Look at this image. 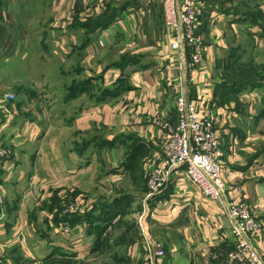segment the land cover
<instances>
[{
    "label": "crops",
    "instance_id": "crops-1",
    "mask_svg": "<svg viewBox=\"0 0 264 264\" xmlns=\"http://www.w3.org/2000/svg\"><path fill=\"white\" fill-rule=\"evenodd\" d=\"M232 1L234 5H247V11L228 12L219 7L222 1L217 4L215 0H204L200 29L206 67L197 69L186 59L189 51L171 49L173 37L163 23L161 0H48L55 15L61 13L56 17L60 22L55 21L58 32L49 40L55 47L53 58L61 68L70 61L79 75L74 72L72 77L36 79L45 85L52 84L50 80L58 84L71 79L73 88L58 92L56 96L61 97L57 104L53 102L55 92L44 93L48 105L52 104L46 105L44 115L25 114L22 119L15 112L7 132L13 157L0 176L5 187L4 194L1 191L0 253L6 264L84 260L100 252V240L106 241L120 221L113 218L117 208L133 211L137 205L141 207L138 219L143 217L146 229L141 225L121 259L141 262L146 257L145 237L164 250L157 264L226 263L227 251L234 245L232 218L224 202L204 197L179 169L172 170L159 193L147 196L146 190L139 191L132 195L137 197L134 201L129 200L131 194L118 192L105 204L91 207V214L72 206L34 207L37 191L46 201L54 191L57 196L74 189L101 192L102 186L104 192L111 193L118 177H138L144 168L150 171L158 165L162 134L159 123L175 122L176 85L198 109L212 106L215 133L223 146L222 177L228 191L225 198L246 200L261 221V228L249 242L264 261V90L252 81L247 82L248 87L220 84L213 72L215 59L228 47V33L237 34L239 30V34L257 32L264 36L260 28H264V0L252 6L253 0ZM1 13L6 17L5 12ZM114 41L125 46L118 57L100 69L92 67L89 59L93 45L109 46ZM15 51L21 53L17 48ZM24 52L30 50L26 47ZM4 58L0 57V70L7 65ZM175 59L177 70L170 62ZM98 83L106 87L100 91L103 95L99 100L95 97ZM80 84H85L86 90H74ZM19 102L17 110L22 105ZM71 128V141L64 147L70 137L64 133ZM56 130L59 134L54 137ZM100 130L105 133L102 141L94 135ZM100 141L110 146L111 154L118 153L112 157L114 169L97 175V169L105 166V147L100 148ZM56 144L60 150H55ZM36 181L40 183L38 189L33 187ZM55 211L59 212L57 219L52 214ZM33 213H38L40 219H34ZM71 231L77 234L69 235Z\"/></svg>",
    "mask_w": 264,
    "mask_h": 264
},
{
    "label": "rangeland",
    "instance_id": "rangeland-1",
    "mask_svg": "<svg viewBox=\"0 0 264 264\" xmlns=\"http://www.w3.org/2000/svg\"><path fill=\"white\" fill-rule=\"evenodd\" d=\"M1 1L0 15L3 20L0 21V57L4 55L5 62L7 61L6 64L12 65V68H9V66L6 65V67L3 66L4 68H1L0 70V116L2 115V112H6L3 107V105H5L11 114L9 124H12L15 112H17L18 116L22 119L26 118L25 114L43 113L44 115V110H46V105H48V101L45 100L46 97H44V93L55 92V100H53V102L57 104V101L60 100L61 97V95L56 96L57 93H63L66 91L65 89H69L73 86V84L69 82L71 79H65L58 84L55 83V80H50L52 84L49 85L41 84L40 80L36 79L45 76L55 77L57 75L72 77L74 76V72L77 75L79 74L75 71V69L73 70L71 68L70 61L63 63L65 65L61 68L59 67L60 64H58V61L53 58L56 56V53L53 51L55 47L49 40L58 32V24L56 22L60 21L56 17L61 16V13L55 15L56 13L52 10V5L48 4V0H0V2ZM198 1L199 0H197V4L200 9L198 34L202 38L203 48L204 36L200 28L201 24L203 25L204 23L202 13L205 6L203 5L204 0H200L203 8L200 6ZM215 1L217 4L219 1H222L223 3L219 5V7H223L228 12H232L233 9L247 11V5H234L232 0H227L226 2L225 0ZM255 3H257V0H253L252 3H250V6ZM1 11L6 13V17L1 13ZM201 16L202 19L200 18ZM260 28L264 29L262 26ZM239 33V30H237V34H235V32L227 34L226 44L228 47L215 59L213 71L214 78L220 84L234 83V85L237 84L244 87L250 86L247 82L252 81L257 83L260 90H264V36L263 34L259 35L257 32L252 35ZM155 46L156 48H159L157 44ZM26 47L30 50V52L23 53ZM16 48L20 50L21 53L19 51L12 52V50ZM124 48L125 46H122V44L115 41L109 46H102L97 43L91 48L92 56L89 59V64L92 67L100 69L105 62L110 61L111 59H116ZM184 50L188 51V49ZM58 51L59 49L57 48L56 52ZM22 53L26 57L22 58ZM169 57L171 58V56ZM186 59L191 63L188 56ZM170 62H173L176 67V59L173 61L170 60ZM177 67L175 70H177ZM175 79L180 81L181 77L178 79V76L176 75ZM79 87L81 91H84L87 88L85 84H80V86H76L74 90H78ZM96 88L97 92L95 97L97 96L99 100L103 95L100 91L106 90V87L98 83ZM176 89V93H178L177 85ZM70 91H72V89ZM10 93L13 98L10 97V100H5V96L10 95ZM19 101L22 102V105L21 108H19L20 110H17L20 103ZM84 102L86 103V101ZM253 103L254 100L252 101V104ZM51 105L52 104H49L48 106L50 107ZM100 131V133L96 131L94 132V135L98 140L105 138V133L102 130ZM56 134H59L57 130L54 133V137ZM72 134V128L69 132L66 131L64 133L65 136H70L68 141L64 144V147L69 145ZM101 141L100 148L105 147L102 154L105 166H101V168L103 167L102 170L97 169V175L99 172L100 174H103V172L107 171L108 173L110 170L112 171L114 169L112 168V164L114 162L112 161V157L118 153V151H114V155L111 154L112 150L110 146ZM55 150H60L59 145H55ZM12 154L13 153H11L9 158L10 161L13 157ZM4 171L6 170H0V176L3 175ZM148 174L149 171L144 168L142 172H139L138 177L134 176L129 178L132 174L118 177L115 181L116 183L114 182L112 188L113 192L111 193H109L107 189V192H104L105 187L102 186L99 189L101 192L96 189H89L86 192L74 189L67 190L60 196H57L54 191L51 193L49 200L46 201L44 196L37 191L33 195L35 202L34 207H45V209L48 207H53L52 209L59 207L61 209L62 207L72 206L74 207L72 209L81 208L84 210V213H88V210L91 207L105 204L108 200H110V197L116 195L118 192L131 194L129 195V200L132 199L135 201V198L137 197L134 198V196H132L133 194L137 195L136 193H139V191H148V187L145 184ZM39 185L40 183L38 181L34 182V189H38ZM0 190L4 194L5 187L2 183H0ZM2 192L0 194V206H3L4 204ZM1 208L3 207H0V210ZM66 209L68 208H65V210ZM135 209L140 211L141 207L137 205ZM137 210L133 209L132 211L126 209V211H124L123 209V211H121L120 208H117L113 218L120 221L107 235L106 241H104V238L100 240L102 242L100 252L89 256L84 260H74L66 262V264H137L134 263L133 260L121 259V253L124 254V250H126V248L132 244V241L136 239V231L139 229L141 231V225L144 229H146V223L143 217L141 218V221L138 219L140 215H138ZM58 213L59 212L57 211L52 213L54 219H57ZM88 214H91V212ZM33 218L40 219V216L38 213H33ZM74 234L77 233L71 231L69 235ZM2 259L0 260L5 262L3 257ZM138 264H141V262L138 261Z\"/></svg>",
    "mask_w": 264,
    "mask_h": 264
},
{
    "label": "built area",
    "instance_id": "built-area-1",
    "mask_svg": "<svg viewBox=\"0 0 264 264\" xmlns=\"http://www.w3.org/2000/svg\"><path fill=\"white\" fill-rule=\"evenodd\" d=\"M161 1L164 24L173 37L171 49H188L191 65L197 69L205 68L202 38L198 34L200 9L197 0ZM10 97L13 98L11 93L5 96V100H10ZM3 107L6 112L0 116V170L6 169L12 153L11 140L7 138L12 125L9 124L11 114L5 105ZM175 111V122L162 120L159 123L162 129L159 140L161 162L149 171L147 196L164 189L172 170L179 169L204 197L224 202L232 218L230 231L234 245L227 251L225 264H264L249 242L251 236L257 235L261 221L256 218L246 200L225 198L228 192L222 177L223 146L215 133L211 108L206 104L202 110L198 109L180 90L175 97ZM144 247L146 257L141 264H157L163 258L164 250L152 239L144 237ZM0 264L6 263L0 260Z\"/></svg>",
    "mask_w": 264,
    "mask_h": 264
}]
</instances>
